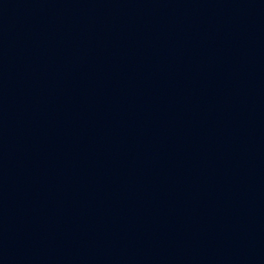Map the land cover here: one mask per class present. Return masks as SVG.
Instances as JSON below:
<instances>
[{
  "label": "water",
  "instance_id": "water-1",
  "mask_svg": "<svg viewBox=\"0 0 264 264\" xmlns=\"http://www.w3.org/2000/svg\"><path fill=\"white\" fill-rule=\"evenodd\" d=\"M123 0H0V262L72 131Z\"/></svg>",
  "mask_w": 264,
  "mask_h": 264
}]
</instances>
